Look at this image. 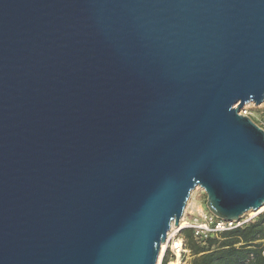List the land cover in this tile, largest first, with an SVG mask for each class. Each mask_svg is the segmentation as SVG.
I'll list each match as a JSON object with an SVG mask.
<instances>
[{
  "label": "water",
  "instance_id": "95a60500",
  "mask_svg": "<svg viewBox=\"0 0 264 264\" xmlns=\"http://www.w3.org/2000/svg\"><path fill=\"white\" fill-rule=\"evenodd\" d=\"M264 0H0V264H157L199 186L264 206Z\"/></svg>",
  "mask_w": 264,
  "mask_h": 264
},
{
  "label": "trees",
  "instance_id": "16d2710c",
  "mask_svg": "<svg viewBox=\"0 0 264 264\" xmlns=\"http://www.w3.org/2000/svg\"><path fill=\"white\" fill-rule=\"evenodd\" d=\"M178 236L189 252V264H264V211L244 225L205 238L189 228L180 229ZM170 256L165 252L160 264Z\"/></svg>",
  "mask_w": 264,
  "mask_h": 264
},
{
  "label": "built area",
  "instance_id": "2783aa9c",
  "mask_svg": "<svg viewBox=\"0 0 264 264\" xmlns=\"http://www.w3.org/2000/svg\"><path fill=\"white\" fill-rule=\"evenodd\" d=\"M245 105L239 110V113L242 115L248 116L249 112ZM258 125L264 130L263 124H258ZM263 211L264 209L260 211L257 210L254 212L245 213L243 214V216L239 218L238 221H234V220L229 221V220L219 219L215 215H212L208 210L197 213L196 215H191V217L189 218L185 216V213L183 212L182 217L179 220L178 226H175V227L173 226L172 228L170 227V229L167 232V236L165 240L166 247H167V244L169 242H172L176 237L177 240H179L180 242V244L178 245L179 250H183L182 248L183 240L182 238L178 236L179 230L182 228L192 229L194 232V235L197 238H205L207 237L208 234H215V233L223 232V230H230V229L237 228L241 225H244L250 220L254 219L255 216L258 215V213L263 212ZM174 245L176 246V243ZM166 247H164L162 252H160V256H159V260L157 264L161 263Z\"/></svg>",
  "mask_w": 264,
  "mask_h": 264
},
{
  "label": "rangeland",
  "instance_id": "374dc122",
  "mask_svg": "<svg viewBox=\"0 0 264 264\" xmlns=\"http://www.w3.org/2000/svg\"><path fill=\"white\" fill-rule=\"evenodd\" d=\"M248 112H249V117L250 119H253V121H255V123L257 124H263V117H264V100L261 102V104L259 105H255L254 103H248L245 105ZM206 209V200H205V194L202 192V189L197 186L195 187L191 192H190V196L188 198V202L186 204V207L184 209V213L185 216H187L188 218L191 217V215H196L197 213L200 212H204ZM174 225L171 224V228ZM177 241V238L175 237V239L172 242H169L167 244L166 247V243H162L164 244L163 248H165V252L168 251L169 256L172 255V257H169V261L167 262V264H169L170 262H174L176 261V259H178V261L181 264H189V252L187 249L184 248V246H182L183 250H179L178 245H174ZM264 241V240H263ZM183 243V241H182ZM161 244V246H162ZM160 246V252H162L163 248Z\"/></svg>",
  "mask_w": 264,
  "mask_h": 264
},
{
  "label": "bare ground",
  "instance_id": "6f19581e",
  "mask_svg": "<svg viewBox=\"0 0 264 264\" xmlns=\"http://www.w3.org/2000/svg\"><path fill=\"white\" fill-rule=\"evenodd\" d=\"M264 209V206L263 207H261L260 209H259V211L260 210H263ZM180 244V242H179V240H177L176 241V245H179ZM163 246H164V244H162V248H163ZM169 264H181L179 261H178V259H176V261H174V262H170Z\"/></svg>",
  "mask_w": 264,
  "mask_h": 264
}]
</instances>
